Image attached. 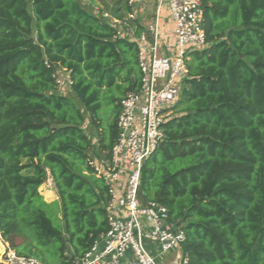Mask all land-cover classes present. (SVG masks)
I'll return each mask as SVG.
<instances>
[{
	"label": "trees",
	"instance_id": "obj_1",
	"mask_svg": "<svg viewBox=\"0 0 264 264\" xmlns=\"http://www.w3.org/2000/svg\"><path fill=\"white\" fill-rule=\"evenodd\" d=\"M129 1L93 13L82 0H0V239L17 257L73 264L109 229L90 160H110L118 104L140 85L137 45L112 22ZM200 1L205 44L188 56L140 196L180 226L189 264H264V0Z\"/></svg>",
	"mask_w": 264,
	"mask_h": 264
},
{
	"label": "built area",
	"instance_id": "obj_2",
	"mask_svg": "<svg viewBox=\"0 0 264 264\" xmlns=\"http://www.w3.org/2000/svg\"><path fill=\"white\" fill-rule=\"evenodd\" d=\"M167 3L175 35L169 54L160 50L161 34L157 14L145 31L134 34L129 20H117L116 34L125 33L138 48L141 73L137 90L127 93L118 104V138L111 158L90 160L97 177L108 188V231L73 264H189L183 256L185 240L180 226L168 222L166 208L158 202H145L140 196L141 169L163 139V124L171 114L180 87L187 76L190 53L205 44L203 8L200 0H157ZM129 6L133 0L129 1ZM157 13V12H156ZM104 18H111L108 13ZM57 76L58 90L69 85ZM125 181L120 185L121 175ZM121 186V187H120ZM1 264H40L17 257L0 239Z\"/></svg>",
	"mask_w": 264,
	"mask_h": 264
},
{
	"label": "crops",
	"instance_id": "obj_3",
	"mask_svg": "<svg viewBox=\"0 0 264 264\" xmlns=\"http://www.w3.org/2000/svg\"><path fill=\"white\" fill-rule=\"evenodd\" d=\"M82 1H83L82 7L84 9L87 8L86 10L90 12L94 13L96 12V9L99 8V6L94 0H82ZM130 13L133 15L136 23L140 24L143 27V31H145V28H147V26L154 21L157 14V19L161 34L160 51L164 54H169L173 51L175 47V35L173 32L172 23L169 18L167 3L164 2L159 6L157 0H133V4L130 6ZM62 72L66 76V73L63 70ZM125 178L126 176L124 173L121 175L120 185H123ZM46 187L47 190H45ZM40 193L41 195H44L45 197L44 200L48 203L57 200L55 193L51 189L50 180H47L40 187Z\"/></svg>",
	"mask_w": 264,
	"mask_h": 264
},
{
	"label": "rangeland",
	"instance_id": "obj_4",
	"mask_svg": "<svg viewBox=\"0 0 264 264\" xmlns=\"http://www.w3.org/2000/svg\"><path fill=\"white\" fill-rule=\"evenodd\" d=\"M94 1L97 3V5L99 6V9H101V10H103L104 7H107V8L108 7H111L112 2H113V0H94ZM81 5H82V3H81ZM58 76H60L59 79H61L62 82H63V84H65L64 82L66 80L65 78H67L66 77L67 75L65 76L64 73L60 72L58 74ZM66 87H67L66 85L65 86L63 85L62 88H61V90H57V91L59 93H61L62 95H65L66 97L70 98L71 97V95H70L71 93L68 92V90L66 89ZM114 112H115V109L111 105L110 106H104L103 109H102L103 115L106 116V117H108V118H110ZM86 119L88 120L89 117L86 116ZM106 124H107V122H104V125H106ZM84 129H85L86 134L90 138H92L93 144H94V148H96V145H95L96 139H95V132L93 130V127L90 124H88V122H86V125H85V128ZM45 190H47V187H46ZM39 192H40V188H39ZM42 196H43V199H44L45 198L44 195H42Z\"/></svg>",
	"mask_w": 264,
	"mask_h": 264
}]
</instances>
